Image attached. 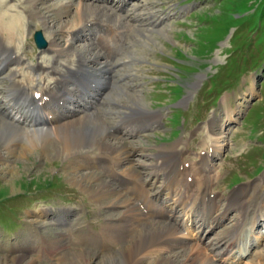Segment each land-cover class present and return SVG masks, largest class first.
Returning a JSON list of instances; mask_svg holds the SVG:
<instances>
[{
	"label": "rangeland",
	"instance_id": "1",
	"mask_svg": "<svg viewBox=\"0 0 264 264\" xmlns=\"http://www.w3.org/2000/svg\"><path fill=\"white\" fill-rule=\"evenodd\" d=\"M57 1L42 0L39 5L42 17L27 20L23 11L26 0H0L4 12L22 19L20 41L16 42L21 49L5 52L8 57L23 56V67L20 66L17 74L19 80L27 66L33 73L36 64L49 62L51 31H61L57 41L65 48L74 36H70V32L79 26L84 31V24L79 25L75 18L76 8L60 18L52 12L50 6ZM119 1L81 0L94 8L112 6L124 21L123 29L132 31L133 43L129 48H119L121 58L118 54L113 59L118 62L113 68L115 72L112 71L115 87H109L107 96L98 95L102 96V103L99 101L101 110L98 108L96 112L111 111L115 122L119 117L125 119L128 110L123 102L132 105L135 91L141 92V104L157 116L159 123L137 132V136L122 135L128 145L135 146L136 151L131 156L134 162L151 163L152 156L145 154H154L161 146H186L180 160L193 167L204 151H213L206 150L204 144V140L209 142L207 126L213 118L215 128L220 126L221 129H215L212 136L225 138L223 143L228 146L225 150L217 149L211 159L213 171L210 174L220 181L217 185L212 183V190L222 198L264 182V0H128L122 6ZM139 12L130 20L133 13ZM158 17L165 19L160 24L153 23ZM97 29L91 28L93 33ZM35 31L41 32L44 46L38 47L34 42ZM92 41L93 36H85L74 45L80 47ZM14 67L16 64L11 62L1 72L2 84H9V69ZM42 77L37 73L36 78ZM233 112L235 120L231 118L234 122L228 126V114ZM122 132L113 129L111 133L122 137ZM38 136L44 135L39 133ZM24 138L22 135L15 140V147L23 146ZM3 142L1 139V154H5ZM57 144L54 141L53 146H49L52 154L49 159L32 152L30 159L10 155L0 160V264L4 263V258L16 260L18 264L26 261L63 264V255L84 249L101 260L107 251L118 250V245L109 250L110 246L103 248L96 241L100 225L114 219L117 213L72 183L73 178L100 177L102 171L84 166L82 154L55 155L53 148ZM73 164L80 166L75 169ZM136 169L144 173L146 186L152 183V190L163 181V176L149 174L148 168L136 166ZM220 203L223 205L225 201L221 199ZM237 213L231 210L222 226L209 233L204 231L200 239L195 224L190 227L187 221L185 226L188 215L180 210L175 213L176 220L177 223L182 220L184 225L176 237L192 243L202 256L213 257L209 247L231 226ZM263 232L264 224L257 225L250 234L260 237ZM262 243L241 264L252 258L258 249L257 257L259 252H264ZM250 261L246 264L254 262Z\"/></svg>",
	"mask_w": 264,
	"mask_h": 264
},
{
	"label": "bare ground",
	"instance_id": "2",
	"mask_svg": "<svg viewBox=\"0 0 264 264\" xmlns=\"http://www.w3.org/2000/svg\"><path fill=\"white\" fill-rule=\"evenodd\" d=\"M26 1L23 11L27 20L42 17L39 6L42 5V0ZM74 1L58 0L50 9L60 18L68 15L71 8H76L77 22L79 25L84 24V31L90 29V32L82 31L79 26V29L70 32V36H76H73L65 48L57 41V35H61V31H51L49 45L46 40L51 50L49 62L44 65L36 64L33 73H30V67L27 66L21 80L17 78V74L20 66L23 67V56L13 54V57H8L5 52L21 49L16 42L20 41L22 19L20 16H9L0 7V74L6 66L8 68L9 63L16 64L15 69H9L11 73L8 75V85L2 84L0 78V140L4 141L2 148L5 150V154L0 153V160L10 155L30 159L34 155L32 152L37 153L35 156L49 159L52 155L49 146H53L56 141L58 144L53 148L55 155L69 157L82 154L84 166L102 171L100 177L88 175L85 178H73L72 183L87 192L96 202L117 213L114 219L100 225L96 239L103 248L110 246L109 250L113 245H118L116 252L107 251L101 260H97V255L85 249L75 250L61 257L65 260L63 264L242 263V258L249 256L248 247L259 246L264 238V234H261V240L244 235L245 231H252L255 224H264V182L223 195L225 198L219 197L212 190V183L217 185L220 181L210 174L213 171L211 159H214L217 149L225 150L228 146L223 143L225 138L212 136L215 129H221L220 126L215 128L213 118L207 126L209 142L206 143L205 136L203 137L206 150L213 151H204L193 167L191 164L186 166L180 160L185 154L186 146L174 148V145L171 148L161 146L156 153L145 154L152 156L151 163L138 161L136 164L131 157L136 151L135 146L128 145L122 135L133 137L137 132L153 128L157 123V116L141 104L140 91H135L132 98L134 106L128 101L123 102L122 105L128 110L127 115L125 119L119 117L117 122L111 111L101 112L102 115L96 112L100 109L102 96L95 99L98 94L104 95L110 90L111 85L114 86L112 71L118 62L116 64L113 59L119 54V48H129L133 43L132 31L124 30V21L112 6L94 8L81 0L77 3ZM120 1L126 3L127 0ZM139 14L140 12L133 13L130 20ZM164 19L165 17H158L152 22L160 24ZM92 27L102 30L93 33ZM85 36H93L94 41L75 47V42ZM118 57L121 58L120 54ZM37 73L43 77L36 78ZM234 114H228V126L234 122L230 120H235ZM212 123L213 126L210 127ZM113 129L122 130V137L111 133ZM39 133L44 136H38ZM22 135L25 136L24 145L15 147V140ZM143 150L145 149L140 151ZM90 153L94 155L91 156ZM89 157L93 158L88 160ZM79 164H73L75 169ZM136 166L148 168L149 174L154 176H163V181L155 186V191L152 190L154 187L150 188L152 183L150 186L145 185L142 177L144 173L136 169ZM221 199L226 204L222 205ZM180 210L188 215L187 220L191 224H198L196 234L205 230L210 232L219 225L222 226L231 210L238 213L231 226L222 232V236L215 238V242L209 247L213 257L208 258L202 256L192 243L179 241L178 236L176 237L183 226L182 220L177 223L175 216ZM241 239H245L243 243L240 242ZM256 253L246 263L252 260V264H264V252H259L258 257ZM3 261L1 264H18L16 260L7 258ZM19 264L32 263L26 261Z\"/></svg>",
	"mask_w": 264,
	"mask_h": 264
},
{
	"label": "water",
	"instance_id": "3",
	"mask_svg": "<svg viewBox=\"0 0 264 264\" xmlns=\"http://www.w3.org/2000/svg\"><path fill=\"white\" fill-rule=\"evenodd\" d=\"M34 40H35L38 47H42L45 45V40H44L40 31H36L34 33Z\"/></svg>",
	"mask_w": 264,
	"mask_h": 264
}]
</instances>
